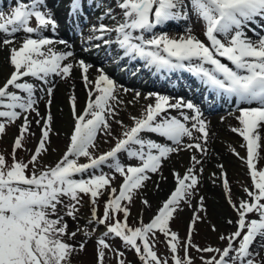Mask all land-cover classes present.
Segmentation results:
<instances>
[{
  "label": "snow or ice",
  "instance_id": "1",
  "mask_svg": "<svg viewBox=\"0 0 264 264\" xmlns=\"http://www.w3.org/2000/svg\"><path fill=\"white\" fill-rule=\"evenodd\" d=\"M113 4L120 19L103 0H68L71 18H78L85 6L103 8L98 17L101 22L91 27L85 43L96 49L115 44L122 51L121 59L140 61L143 68L155 73L186 72L210 94L236 105L238 126L230 130L242 137L246 156L231 151L246 167L250 184L242 185L243 195L234 198L223 164L217 163L219 174L213 172L209 177L213 185L219 181L224 199L235 213L236 219L225 221L235 231L219 235V240L226 242L223 248L193 242L198 224L219 231L209 218L205 196L200 194L205 160L212 154V133L200 108L183 97L172 103L171 97L149 93L144 98L154 96L155 103L144 106L138 116H130L132 123L125 125L116 119L117 106L122 103L117 90L123 86L103 69H97L98 75L90 79L93 64L76 60L66 40L42 34L58 28L46 0H16L9 14L0 12V35L4 37L0 50L7 51L10 68L0 84V137L7 134L8 126L17 127L11 153L7 157L0 154V264H73V258L87 250V243L69 242L76 241L83 229L78 226L69 231L67 219L79 224L84 197L90 205V219L84 227L105 229L95 242V264H105L107 252L115 255L117 264H125L121 259L124 253L113 248L109 239H119L141 264H195L190 254L193 249L200 253V264H264L259 250L253 251L258 240L259 249H264V168L258 167L264 147V0H113ZM106 18L114 21L112 26L103 23ZM193 20L202 26L203 40L191 26L179 37L164 31L177 22ZM21 32L26 35L18 42ZM111 34H115L114 40L106 38ZM55 44L69 50L59 51ZM77 68L87 91L85 106L80 110L76 97H69L72 129L66 150L54 165L44 164L51 136L58 135L51 113L52 78L68 81ZM140 95L137 92L136 98ZM40 101L45 103L44 115ZM172 109L177 116L170 114ZM33 114L40 130L34 150L27 147L29 138L36 135L31 130ZM113 122L122 130L118 136L113 135ZM100 134L111 138L106 143L114 141L104 152H99L97 144ZM150 134L165 142L150 138ZM18 151L29 153V158H18ZM184 151L190 153L188 164L182 173L171 170L174 186L166 198L148 222L141 217L136 226L130 225L135 198L147 188L152 175L160 174L166 181L163 164ZM122 153L129 163L121 161ZM81 158L87 162L80 163ZM133 160L137 163H131ZM105 167L110 172H104ZM118 178L122 181L115 187ZM105 195L101 215L97 205ZM141 203L151 208L147 198H141ZM185 208L192 214L181 239L171 223ZM161 236L167 258L156 250Z\"/></svg>",
  "mask_w": 264,
  "mask_h": 264
},
{
  "label": "bare ground",
  "instance_id": "2",
  "mask_svg": "<svg viewBox=\"0 0 264 264\" xmlns=\"http://www.w3.org/2000/svg\"><path fill=\"white\" fill-rule=\"evenodd\" d=\"M0 1L3 2L4 0ZM104 1L109 6L114 8L116 18L120 19L119 9L114 7L113 0ZM67 3L68 0H46V4L52 8L51 10L54 17H56L57 21L60 23L59 28H61V31L56 30L55 32H51L49 30L43 32L42 34L50 36L54 40H66L68 44L72 46L70 50L75 53L76 60L83 59L87 63L93 64L94 67H92L89 72L90 79H95V77L98 75L97 69H100L103 64H107L108 61H114L113 66L109 71H113V73L118 72L120 75L119 79L125 81L127 84H141L140 80L143 76L146 77V85H149L150 88L156 90L163 89L167 90L171 94L174 93L175 96L173 97V100H171L172 103H175V98L179 97H183L185 101H188L186 99L187 97L193 96L203 99L205 94L207 96V100L205 102V107L207 109L220 107L221 110L218 111L216 115H213L212 117L209 116L207 118L202 117L206 122H208L210 131L212 133L209 142L212 154L205 160L206 171L203 173L200 194L205 196L209 209V218L214 224H216L219 230L216 232V235L218 236L222 232L227 231L231 225H228L225 221L228 218L234 219L235 215L232 213V210H230L228 206L223 203V194L222 189L219 186V181H217L216 185H213L209 177L213 172H216L217 175L219 174V170L216 168L217 163L223 164L227 171V176L233 189L232 191L235 192L233 193L234 198H238L243 195L241 191L242 185L250 184L246 167L243 165V162L231 151V149H234L235 152L240 154V156H246V150L241 146L243 144L242 137L231 132L230 130L231 127L238 126V121L235 119V116L238 115V113L233 112L230 107L235 105L234 102L232 105L230 103L227 105L224 100L215 97L213 94H210L198 83L194 77L186 72L177 71L175 73H155L154 71L143 68L142 62L140 61H132L127 58L121 59L122 51H118L115 44L111 45L110 47L102 46L100 49L91 47V45L85 43V40L90 34L89 30L91 27L93 25H98L101 22L98 17L101 15L103 8L96 10L95 8L85 6L82 14L78 18H71L67 15ZM103 23L112 26L114 21L112 23L110 22V18H106L103 20ZM31 26H36L35 21L31 23ZM77 26H81V28H83L84 36H80L76 31L74 34V30ZM188 26H190L188 22L181 21L170 25L168 28L164 29V31L167 32L169 36L179 37V35L184 33L185 28ZM156 31L158 33L160 29H157ZM18 34L21 36L20 39H17L19 42L26 34L23 32ZM108 37L109 39L114 40L115 34H111ZM3 38V35H0V40ZM200 38L203 40V35H201ZM94 43L100 42L96 41ZM55 48L59 51L69 50L66 49L65 45L63 44H55ZM7 55V51L0 50V84L5 81L10 73V68L5 59ZM109 66L110 64L108 63L106 67ZM136 67H138V72L130 75V71ZM52 80L55 83V89L54 96L52 98L53 102L51 105V113L54 116V133H58V135L54 134V140L56 143H61L65 139V131L67 130V127L70 131L72 129L69 97L75 96L77 99L78 108L82 109L85 106L87 100V91L84 88L81 79L79 78L78 68L74 70L73 78L68 81L61 80L59 77H53ZM131 93L132 92L128 91L125 92L124 90L117 91V95L122 101V103L119 104L121 107L132 106L136 103L142 104L144 102L143 97L136 98ZM133 93L136 95L135 92ZM142 94L143 93H141V96ZM37 95H40V93H37ZM129 101H131V103H129ZM39 110H41L42 115L46 113L44 101H40ZM221 111L223 112L219 113ZM169 112L172 116L178 115L177 111L174 109L169 110ZM184 112L186 114H190L189 110L187 109H184ZM34 120L35 115L33 114V124L31 129L33 130V133L37 128ZM19 123L20 121H17V124ZM48 156L53 159L55 154L51 151L48 153ZM260 156L262 158L258 161V167L264 168V147H262L260 150ZM188 160L189 157L186 158L183 153L174 154L172 155L171 159L167 161V167H171L182 173L188 164ZM168 168L165 169L163 173V176L167 177V180H161L159 182V188H154V185L157 183V179H151L147 182V188L142 190V195H147L148 200L151 203V210H154L155 207L159 205L160 201H162L163 198H166L167 194L174 186V181L171 175L172 169H170L169 172ZM252 218L255 217L253 216ZM260 243L261 241L258 240L254 247L257 245L259 247ZM262 257H264V252Z\"/></svg>",
  "mask_w": 264,
  "mask_h": 264
},
{
  "label": "rangeland",
  "instance_id": "3",
  "mask_svg": "<svg viewBox=\"0 0 264 264\" xmlns=\"http://www.w3.org/2000/svg\"><path fill=\"white\" fill-rule=\"evenodd\" d=\"M23 2H29V0H23ZM103 3L106 6H109L104 0H103ZM15 4H16V2H14V3L10 2V4L7 3L5 5L6 7L3 6V8L0 9V12H3L5 15L9 14L11 8L14 7ZM49 9H52V8L49 7ZM114 15H115V13H114ZM54 18L56 19V17H54ZM56 21H57V19H56ZM110 22L113 23V20L110 19ZM188 23L193 28L195 34L201 37L202 26L200 25V23L196 22L195 20L194 21H188ZM76 30L78 31L79 34L84 36L83 35V29H81L80 27H77ZM20 37L21 36H17V39H20ZM82 47H84V46H82ZM101 67H103V66H101ZM103 71L111 79H113L118 86L122 85L123 88L128 89V92H132L131 94L135 97H136V95H134L133 92H135V93L139 92L140 94L143 93L142 96L140 95V97H143V98L146 95H148L149 93H153V94L159 93L160 94L159 90H155L153 88H150L149 85H147L146 87H144L142 89L139 87L133 88V86L132 87L128 86L124 81H121V80L118 81V79L116 77L117 75H114V73L107 72L105 69H103ZM131 75H132V73H131ZM37 86L39 87V85H37ZM118 90H123V89H120L118 87ZM140 97H138V98H140ZM143 101L144 102L142 104L136 103L132 106H122L121 107L120 105H118L117 106L118 115L116 116V119L122 120L125 125H130L132 123V121L130 120V116H138L141 113L142 108L144 106H146L148 104H154L155 103V97L152 96L148 99L144 98ZM82 109H80V110H82ZM40 112H41V110H40ZM53 128H54V125H53ZM121 131L122 130H121L120 126L113 122L112 123L113 135L118 136ZM32 132H33V130H32ZM70 132L71 131L67 127V130L65 131V134H66L65 139L61 143H56V141L54 140L55 135L52 134L51 145L49 147L48 153H50L52 151V149H55V151H52V153L55 154V157L52 159L48 156V153H47L46 155L43 156V163L44 164H53L54 165L55 162L62 156L63 152L66 150V144L68 142L67 137L70 135ZM34 133L36 135L34 137H30L29 142L27 143V147L29 149H33V150L36 146V143H38L37 138H39V135H40V130L38 127L35 129ZM16 134H17L16 125H11V126L7 127V134L0 137V154H4L7 157L8 154L11 153L12 143H13V140H14V137ZM146 135H149V134H146ZM194 135H195V133H194ZM150 138H152L154 140H158L159 142H162V143L165 142L162 138H159V137L155 136L154 134H150ZM110 139L111 138L105 137L103 134L99 135L98 141H97L99 152L107 151L112 146L114 141H111L110 143L105 142V140H110ZM51 146H52V148H51ZM180 153H183L186 156V158L190 156V153L186 152V151L180 152ZM17 157L27 160L29 158V153L24 152V151H18ZM120 159L125 164L129 163L126 155L123 153L120 154ZM79 162L85 163L87 161L84 158H81ZM9 163H11L10 158H9ZM131 163L135 164L137 162L135 160H133V161H131ZM167 166H168V163H167V161H165V163L163 164V168H162V175H163L165 169L168 168ZM170 169H173V168L169 167L168 168L169 172H170ZM103 171L104 172H110V170L107 169L106 167L103 169ZM205 175H206V173H205ZM151 179H153V180L157 179V182L159 183L161 181V175L160 174H154V175H152ZM249 180H250V178H249ZM121 181H122V178H118L113 186L117 187ZM173 185H174V183H173ZM154 188L155 189L157 188L156 184L154 185ZM232 193H235V192L232 191ZM142 194H143V191L138 194V196L134 200V204L131 207V215L129 217V224L132 226H136L141 217L143 218V221L145 223L148 222L158 207V206L155 207L154 210H151L150 208L145 207L141 203V198H147L148 199V197H147V195L144 194V196H143ZM222 194H223V192H222ZM222 197H223V203H225L227 205V203L224 199V195ZM106 199H107V195L102 197L99 200L98 205H97V211L101 215L103 214V206H104V201ZM87 201H88V197H84V200L82 201L83 206L80 208L79 224L73 222L70 218L67 219L69 231H74L78 226L83 229V231L77 235L76 241H69V242L70 243H79L81 241H85L87 243V250L84 253H81L80 255L74 257L73 258V264H95V262H94L95 242L97 239H99L101 237L102 233L105 231L103 226L91 225L88 227H84L87 220L90 219V215H89L90 205L88 204ZM228 208H229V206H228ZM229 209L231 210V208H229ZM232 213H234V212L232 211ZM60 214H63L62 209H61ZM191 214H192L191 211L189 209L185 208V210L180 212L177 215L176 219L174 221H172V223H171V228L174 231H177L179 233L181 239H184L186 236L187 223L191 217ZM234 215H235V213H234ZM234 219H236V216L234 217ZM93 229H96V230H93ZM234 231H235V227L230 226L227 231L222 232L221 234L227 235V234L234 232ZM85 233H88V235H85ZM218 237H219V235L217 236L216 232L211 231L206 223H202V224H198V226H197V231L193 235V242L200 245L201 247L212 245L214 247L223 248L225 246L226 242L220 241ZM163 240H164V238H163V236H161L160 237L161 242L157 244L156 250L158 252V255H160L163 258H167L168 253H167L166 246L163 243ZM108 242L111 244V246L113 248L119 249L121 252L124 253V255H123V257H121V259H123L125 261V264H141L138 257L136 256L135 252L132 250H128V249L124 248L122 246L121 242L119 241V239H109ZM254 246H253V251L259 250V257H262L264 249H259L258 245L256 247H254ZM180 254L183 255L182 249L180 251ZM190 254L194 258L195 264H200V260H199L200 253H197L193 249L190 251ZM259 257H257V259H259ZM105 264H117V259L112 252L106 253Z\"/></svg>",
  "mask_w": 264,
  "mask_h": 264
}]
</instances>
